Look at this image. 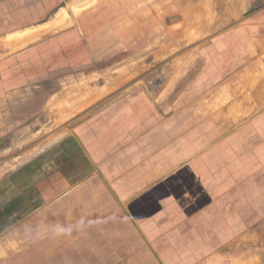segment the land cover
Here are the masks:
<instances>
[{"label":"rangeland","instance_id":"obj_1","mask_svg":"<svg viewBox=\"0 0 264 264\" xmlns=\"http://www.w3.org/2000/svg\"><path fill=\"white\" fill-rule=\"evenodd\" d=\"M44 24L0 55V178L73 134L94 182L47 215L88 209L117 230L119 196L140 214L143 249L126 252L139 264H233L263 246L264 0H62ZM126 98L153 111L152 144L139 143L144 118L139 135L132 119L101 131ZM13 236L0 264H38L8 256L23 245Z\"/></svg>","mask_w":264,"mask_h":264},{"label":"crops","instance_id":"obj_2","mask_svg":"<svg viewBox=\"0 0 264 264\" xmlns=\"http://www.w3.org/2000/svg\"><path fill=\"white\" fill-rule=\"evenodd\" d=\"M61 2L62 0H0V55L10 57L8 55L13 49L15 36H21L16 37L19 42L29 41L31 27L44 26V21ZM142 103L140 99L126 98L107 104L108 108L102 112L100 118L101 131L104 128L102 124L106 123L110 130L114 129L111 125L126 124L132 119L139 122L137 129L134 128L139 135L143 124L141 119L144 118L146 121L149 120L145 122L146 138L139 143L152 144L157 137L154 132L156 130L152 128L155 124L152 118L153 111L145 106L146 102L142 105L144 113L141 108L136 109L137 105ZM123 132L125 131H117L118 134L127 135ZM81 143L73 134L62 137L12 173L0 178V263L8 262V258L3 257L7 256L11 244L16 242L13 234L21 233L23 244L21 250L16 254L12 249L8 256L19 253L23 254L22 256H29L31 251L38 264H93L94 259L101 264H139L134 262L133 257H127L126 252L140 253L143 249L142 232L138 221L140 214H129L119 196L117 198L114 195L119 206L116 213L123 225H118V229L113 231L105 232L101 230L103 228L101 225L94 227L92 210L89 214L88 209H85L80 215L79 222L77 221L79 216L75 211L65 213L55 210L52 215L46 214L52 207L56 208L55 206L62 200L60 198L62 195L71 194L78 185L85 186L90 183L93 185L95 167L85 145ZM126 183L138 184L132 180ZM48 206L52 207L46 209ZM54 226L70 228L71 232L57 234ZM100 233L109 234V238L103 240ZM126 233L132 235L130 245L125 244ZM31 235L36 238V243L26 249V243L30 242ZM233 255V264H264V245L250 252ZM13 259L11 258V262Z\"/></svg>","mask_w":264,"mask_h":264},{"label":"clouds","instance_id":"obj_3","mask_svg":"<svg viewBox=\"0 0 264 264\" xmlns=\"http://www.w3.org/2000/svg\"><path fill=\"white\" fill-rule=\"evenodd\" d=\"M54 230L57 234H70L71 229L63 226H54Z\"/></svg>","mask_w":264,"mask_h":264},{"label":"bare ground","instance_id":"obj_4","mask_svg":"<svg viewBox=\"0 0 264 264\" xmlns=\"http://www.w3.org/2000/svg\"><path fill=\"white\" fill-rule=\"evenodd\" d=\"M199 27H200V29H202V26L199 25ZM205 30H206V29H205ZM205 30H204V31H205ZM262 39H263V38H262ZM263 46H264V45H263ZM245 85H246V84H245ZM240 87H241V86H240ZM237 91H238V90H237ZM235 93H236V92H235Z\"/></svg>","mask_w":264,"mask_h":264}]
</instances>
